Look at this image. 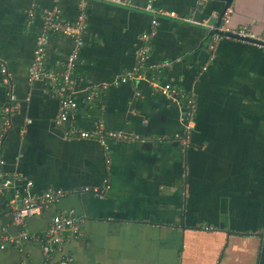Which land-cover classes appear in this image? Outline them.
<instances>
[{"label":"crops","instance_id":"obj_1","mask_svg":"<svg viewBox=\"0 0 264 264\" xmlns=\"http://www.w3.org/2000/svg\"><path fill=\"white\" fill-rule=\"evenodd\" d=\"M130 1L86 0L78 105L59 122V83L73 39L51 35L46 75L28 81L42 31L38 12L56 1L38 0L31 17L32 0H0V156L4 178L15 177L10 188L0 177V224L11 235L42 236L62 211L73 209L85 221L49 259L42 242L31 239L0 249V264H62L65 253L72 264H264V47L208 37L218 15L209 0ZM79 2L59 1L64 19H76ZM150 3L192 21L161 17L148 63L171 65L123 82L137 67L140 35L153 28ZM242 6L245 17L235 11L236 22L264 39V0ZM154 73L160 84L194 98L189 132L187 99L154 89ZM93 89L99 96L91 102ZM100 120L108 131L140 139L108 136L104 144L66 134L93 130ZM28 180L38 194L68 193L24 225L14 224Z\"/></svg>","mask_w":264,"mask_h":264},{"label":"built area","instance_id":"obj_2","mask_svg":"<svg viewBox=\"0 0 264 264\" xmlns=\"http://www.w3.org/2000/svg\"><path fill=\"white\" fill-rule=\"evenodd\" d=\"M56 3L52 8L42 9L38 12V15L42 19V31L36 40V47L34 51V59L29 68L28 81L34 83L43 79L46 75L45 61L48 54V46L50 36L54 34H62L69 36L73 39V49L69 53L68 58L65 62L64 71L62 73V79L59 83V94H60V111H59V122L67 121L70 114L77 108V101L75 98V73L80 56V51L85 44V35L87 32V5L86 0H80L79 2V13L76 19L66 20L63 18L62 9L59 5L60 0H55ZM108 3L129 6L131 4L130 0H101ZM32 9L29 11L31 17L36 16V8L38 6V0H32ZM146 10L153 15V28L151 31L143 32L140 35V40L142 45L138 50V61L137 67L132 73L122 78L125 82L134 77H143V70L149 69L158 70L164 68L165 65L170 66L171 62L161 63V64H149V56L153 51L152 39L157 33V28L160 24L159 19L161 17H172L178 18L184 21H192V19L187 17H182L175 10H167L164 8H158L153 3L147 5ZM218 18V15H215ZM231 18V11H227L223 16L222 23L219 26L220 31L233 32L245 37H256L255 34L248 31L245 27H239L237 29H232L228 27V23ZM215 25L211 26L214 29ZM224 36L220 33H215L213 35L214 42H218L223 39ZM2 71L4 75L7 74L6 66H3ZM150 83L154 89L162 92L168 98L178 100V98L187 99V115H186V130L189 132L195 126V114H196V102L193 97H187L185 91L171 83L160 84L156 73L152 74L150 78ZM104 87H107L105 85ZM99 96V91L93 89L90 91L88 96L89 101H94V99ZM6 111L9 113L10 108L6 107ZM9 120L7 126H9ZM69 135L78 134L81 137H90L99 139L105 144V139L110 136L115 139L133 140L140 139V135L129 133L126 131H108L103 121H99L95 128L90 131L86 130H68L66 133ZM3 135V131L0 130V141ZM188 142V140H186ZM3 158L0 156V177L3 176L4 172L2 166L4 164ZM15 177L4 178L1 185L5 188H10L14 185ZM33 182L30 180L26 183V195L23 198L22 204L15 208L13 213L14 224L24 225L26 220L36 214H40L44 208L50 206L53 203L59 202L68 192L62 189L50 188L43 193H35L32 191ZM84 191H93L99 194L98 188L85 187ZM78 192V191H77ZM84 219L76 215L74 210H65L55 216L50 228L45 234L39 236L37 234H32L28 231H21L18 235H11L6 226L0 224V249H7L10 245L16 246L20 245L23 241L38 239L43 244V252L46 259L57 250L62 248L65 240L71 236H77L81 233L84 225ZM74 261L73 255L65 253L62 255V264H72Z\"/></svg>","mask_w":264,"mask_h":264},{"label":"water","instance_id":"obj_3","mask_svg":"<svg viewBox=\"0 0 264 264\" xmlns=\"http://www.w3.org/2000/svg\"><path fill=\"white\" fill-rule=\"evenodd\" d=\"M211 2H213L214 7L216 8V10L218 11V18L216 20L215 23V28L211 29L208 37H213V35L215 33H220L221 35L224 36V38H231V39H235L238 41H243V42H247V43H252L255 45H259L264 47V39L259 38V37H245V36H241L239 34L233 33V32H225V31H220L218 28L222 23V19L223 16L225 15V13L227 11H231V18L229 23L227 24L228 27L232 28V29H237L240 27L241 23H237L236 20H238V16L241 17V19H243L244 13H243V0H209ZM238 11L240 15L237 16V12ZM250 31V29H248ZM256 35V34H255Z\"/></svg>","mask_w":264,"mask_h":264},{"label":"trees","instance_id":"obj_4","mask_svg":"<svg viewBox=\"0 0 264 264\" xmlns=\"http://www.w3.org/2000/svg\"><path fill=\"white\" fill-rule=\"evenodd\" d=\"M61 79H62V75H61Z\"/></svg>","mask_w":264,"mask_h":264}]
</instances>
